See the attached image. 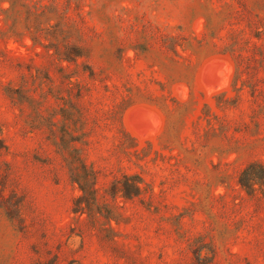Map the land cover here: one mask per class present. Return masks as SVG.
<instances>
[{
    "label": "rangeland",
    "instance_id": "374dc122",
    "mask_svg": "<svg viewBox=\"0 0 264 264\" xmlns=\"http://www.w3.org/2000/svg\"><path fill=\"white\" fill-rule=\"evenodd\" d=\"M59 144L95 171L92 214ZM250 162L264 0H0V264H264Z\"/></svg>",
    "mask_w": 264,
    "mask_h": 264
},
{
    "label": "trees",
    "instance_id": "16d2710c",
    "mask_svg": "<svg viewBox=\"0 0 264 264\" xmlns=\"http://www.w3.org/2000/svg\"><path fill=\"white\" fill-rule=\"evenodd\" d=\"M78 56V54H74ZM69 60V56H63ZM59 144L61 155L66 163L69 180L75 184L79 194L73 199V211L83 210L92 214V208L96 205L95 193V171L86 165L77 149L63 150ZM239 185L247 192L251 193L256 188L264 190V164L259 162L248 163L238 174ZM140 178L133 174H123L121 179L115 181L114 189H117L123 197L130 198L139 193ZM256 187V188H255Z\"/></svg>",
    "mask_w": 264,
    "mask_h": 264
}]
</instances>
